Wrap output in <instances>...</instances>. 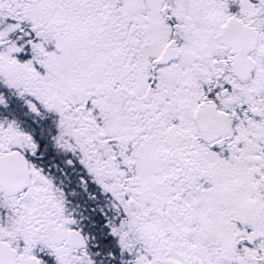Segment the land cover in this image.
I'll return each instance as SVG.
<instances>
[{
    "label": "snow or ice",
    "instance_id": "1",
    "mask_svg": "<svg viewBox=\"0 0 264 264\" xmlns=\"http://www.w3.org/2000/svg\"><path fill=\"white\" fill-rule=\"evenodd\" d=\"M0 264H264V0H0Z\"/></svg>",
    "mask_w": 264,
    "mask_h": 264
}]
</instances>
